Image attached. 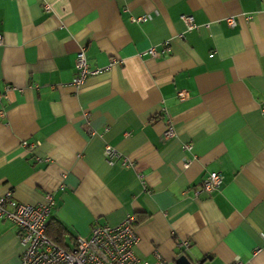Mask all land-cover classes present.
Segmentation results:
<instances>
[{
  "label": "crops",
  "instance_id": "0c3cea01",
  "mask_svg": "<svg viewBox=\"0 0 264 264\" xmlns=\"http://www.w3.org/2000/svg\"><path fill=\"white\" fill-rule=\"evenodd\" d=\"M263 1L0 0V195L50 193L65 249L131 214L137 264H264ZM79 46L100 70L74 87ZM20 240L0 218V264Z\"/></svg>",
  "mask_w": 264,
  "mask_h": 264
},
{
  "label": "built area",
  "instance_id": "2783aa9c",
  "mask_svg": "<svg viewBox=\"0 0 264 264\" xmlns=\"http://www.w3.org/2000/svg\"><path fill=\"white\" fill-rule=\"evenodd\" d=\"M261 9L264 12V1ZM47 9V5H43ZM143 17H139L140 20ZM186 30L196 27L189 15H180ZM229 26L235 25V20L231 16L225 17ZM2 38L0 35V44ZM150 57L157 56L153 47L146 51ZM111 63H109L110 66ZM75 74L71 78V85L79 87L88 75L97 73L99 68H89L83 46H79L74 56ZM176 96L179 100L184 99L185 92L178 90ZM264 112V106L261 108ZM174 136V131L168 125L163 131L164 138ZM26 146L27 143L22 141ZM31 145V144H30ZM33 146V145H32ZM184 148H189L185 144ZM103 158L107 163L117 157L119 153L108 144L103 145ZM188 165L186 160L183 167ZM222 182L219 172L210 171L200 181L198 191L209 193L216 190ZM54 201L50 193H46L43 199L34 204L21 203L13 199L10 190L0 195V218L5 219L16 226L21 235L23 251L18 264H137L138 259L133 253V247L137 243L138 237L134 229V217L126 214L123 219L114 224H95L91 227L87 237H75L73 248L65 249L46 236L45 227L51 214ZM264 248V234H260ZM179 244V242H177ZM184 248L187 242L181 243ZM142 264H166L162 259H157L154 263L146 261Z\"/></svg>",
  "mask_w": 264,
  "mask_h": 264
},
{
  "label": "trees",
  "instance_id": "16d2710c",
  "mask_svg": "<svg viewBox=\"0 0 264 264\" xmlns=\"http://www.w3.org/2000/svg\"><path fill=\"white\" fill-rule=\"evenodd\" d=\"M45 234L47 237H49L54 242H56L59 246L63 247L61 245V240L63 238V235H62L63 230L57 221H55L53 219H49V221L45 227Z\"/></svg>",
  "mask_w": 264,
  "mask_h": 264
},
{
  "label": "water",
  "instance_id": "95a60500",
  "mask_svg": "<svg viewBox=\"0 0 264 264\" xmlns=\"http://www.w3.org/2000/svg\"><path fill=\"white\" fill-rule=\"evenodd\" d=\"M203 261H204V259H199L198 261H192L186 255L185 252L174 259L175 264H201Z\"/></svg>",
  "mask_w": 264,
  "mask_h": 264
}]
</instances>
